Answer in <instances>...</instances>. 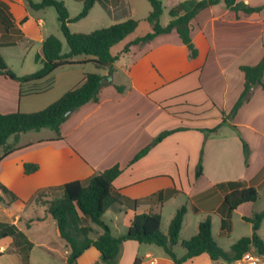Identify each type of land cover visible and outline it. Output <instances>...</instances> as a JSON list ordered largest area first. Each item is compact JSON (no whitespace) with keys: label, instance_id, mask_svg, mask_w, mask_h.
<instances>
[{"label":"crops","instance_id":"crops-1","mask_svg":"<svg viewBox=\"0 0 264 264\" xmlns=\"http://www.w3.org/2000/svg\"><path fill=\"white\" fill-rule=\"evenodd\" d=\"M29 1L0 0L14 21L26 17L9 33L0 32L2 56L1 49L11 45H18L22 50L38 45L36 55L42 56V41L49 35L45 30L46 13L44 8H33ZM167 1L172 7L181 0ZM238 1L251 6L264 4V0ZM78 2L82 9L84 0ZM131 4L132 0H96L90 11L100 6L112 15L113 24L134 18ZM30 21L32 26L24 27ZM191 23V39L197 50L195 56H190L188 47L175 29L158 34L149 41L130 44L127 51L119 53L112 73L92 62L95 68L104 70L101 75L108 76L98 92V100L89 101L70 112L60 124L59 131L51 133L41 128L7 139L5 150L12 151L0 159V183L17 199L11 203L7 198L0 201L1 221L15 224L30 240L28 231L35 223H41L43 229L57 226L55 220L45 215L44 206L29 200L38 188L84 180L116 164L122 167V172L113 180V188L120 195L139 202L132 208L130 202L117 201L104 212V221L111 233L114 236L126 233L134 215L149 210L151 200L148 197L162 191L161 220L164 209L170 208L165 229H162L161 222L164 233L177 209L186 207L179 242L174 246L177 257L186 253L181 241L195 235L199 222L206 216H210L212 231L214 222H217L218 235H229L234 215L243 219L264 208L255 205L260 198L253 203H243L231 212L230 224L221 226L228 213L223 204L228 182H242L264 191L262 85L252 84L242 104L232 112L245 86L241 66L255 65L264 56V10L235 12L220 1L200 10ZM78 56L73 59L83 61L90 58ZM89 63L91 61L60 66L47 77L27 84L0 76V111L43 109L65 91L80 84L84 74L92 72L87 67ZM20 69L15 72L18 76L34 71L32 68ZM32 87L46 88L20 94L21 89ZM175 128L180 129L153 143L161 131ZM212 128L215 129L209 130ZM146 147H149L147 152L130 164ZM27 162L37 164V170L25 173L24 163ZM198 163L201 164V173L196 176ZM0 195H3L1 189ZM40 207L41 212H38ZM111 209L113 211L106 221V214ZM28 210L30 213H26ZM34 218L40 220L31 221ZM92 226L91 237L95 239L102 229L95 224ZM252 232L251 224L250 234L245 236ZM58 236L63 242L59 243L58 249L65 264L69 249L59 232ZM10 243L11 237L0 238V257L6 253L15 254L22 262L18 250L6 251ZM43 246L49 253H57L55 248ZM76 264L103 263L98 249L90 246L78 257ZM116 264L174 262L160 246L125 239ZM183 264L245 263L239 259L231 262L212 260L204 252ZM259 264H264V255Z\"/></svg>","mask_w":264,"mask_h":264},{"label":"trees","instance_id":"trees-1","mask_svg":"<svg viewBox=\"0 0 264 264\" xmlns=\"http://www.w3.org/2000/svg\"><path fill=\"white\" fill-rule=\"evenodd\" d=\"M96 0H84L82 9L73 18H70L68 9L60 0H40L39 2L29 1L36 9L54 7L60 29L67 40L70 51L62 53V43L54 34H49L42 41V56L36 55V61L42 66L35 72L18 76L9 67L0 53V76H5L18 81L20 84H27L41 80L56 68L74 63L91 61L99 68L113 71V64L118 58V54H113L111 48L132 33L139 20L127 18L123 21L115 22L107 27L99 28L91 32H72L68 27L71 21L79 20L88 15ZM151 4V11L147 20L152 25V30L145 36L138 37L130 44L146 42L161 33H167L175 29L182 42L188 47L190 56H195L197 50L192 43L191 29L192 19L196 14L211 5L223 1L225 5L235 12L244 13L260 12L264 10V4L251 6L238 0H181L168 10L170 20L166 25H161L159 20L164 12L161 0H148ZM26 17L20 21H14L8 13L4 3H0V32L7 34L13 28L25 21ZM4 43V42H1ZM10 44V42H5ZM129 49L127 45L124 51ZM78 55L90 56L89 59L77 61L73 58ZM241 69L245 75V86L232 112H234L246 98L252 84H260L264 88L262 75L264 70V56L255 65H243ZM98 72H86L83 81L65 91L58 99L50 103L43 109L32 112L14 111L4 113L0 111V146H5L7 139L11 135H18L21 132L40 130L41 128H51L59 131L60 124L66 119L65 115L69 109H77L89 101L98 100V92L107 78ZM51 85L48 84L46 87ZM44 87V88H46ZM44 88L21 89L20 94L25 92H40ZM118 89H122L118 86ZM166 129L161 131L153 140V143L161 141L168 134L178 130ZM215 128L209 129L214 130ZM59 138V137H58ZM149 147L142 149L130 161V164L147 152ZM12 149H6L3 156H6ZM0 158V159H1ZM38 165L35 163H24V172L29 174L36 171ZM122 172V167L118 164L95 172L84 180H72L61 185L38 188L30 197V201L37 205L44 206L45 215L55 220L60 237L65 241L69 253L65 264H76L78 257L90 246H94L101 254L103 264H116L120 247L125 239H134L139 243L155 244L163 248L164 252L172 258L174 264L183 262L193 256L206 252L212 260L222 259L227 262L235 261L251 247L264 255V237L258 235L257 231L264 219V208L255 212L252 216H244L243 219L252 224L253 232L249 236H242L229 249L225 250L218 245L212 235V224L210 216H206L198 224L197 233L188 239L181 241L186 253L177 257L174 246L179 242V233L186 213V207L177 209L171 219L167 232L161 230V210L164 203L162 191H158L148 197L151 200L147 212L135 214L126 233L114 236L109 226L104 221V212L117 201L130 202V207L135 208L139 200L128 199L115 191L112 186L113 180ZM201 173V164L198 163L196 176ZM229 189L223 197V204L227 209V217L222 219L221 226L230 224V214L243 203H253L260 198L259 191L253 186H247L242 182H228ZM3 195L0 201L6 198L11 203L17 196L0 183ZM33 220H40L34 218ZM92 224L99 226L102 233L97 238H92L94 231ZM11 237L12 244L18 248L22 263L28 264L29 251L32 242L26 234L18 229L15 224L0 220V238Z\"/></svg>","mask_w":264,"mask_h":264},{"label":"rangeland","instance_id":"rangeland-1","mask_svg":"<svg viewBox=\"0 0 264 264\" xmlns=\"http://www.w3.org/2000/svg\"><path fill=\"white\" fill-rule=\"evenodd\" d=\"M60 1H63L64 4L66 5L70 18L75 17L81 10V7H78V4H80L78 0H60ZM162 1H163L164 12L159 20L161 25H163L164 22L168 18H170L168 14V10L171 7L170 1L167 0H162ZM131 6L133 12L132 16L135 19L139 20L138 25L132 33L128 34L124 39H122L120 42H118L111 48L113 54L121 53L122 50L124 51L125 47L127 45H130L132 41H135L138 37L145 36L152 29L151 23L147 20V16L149 15L152 9L150 2L148 0H132ZM44 11L46 13L44 17L47 22L45 28L47 34H54L60 39L62 43L63 54L69 52L70 47L60 29V23L55 8L46 7L44 8ZM112 22H113L112 15L107 14L104 11V9L101 8L100 6H96V8L91 10L86 17L69 22L68 27L72 32H91L99 28L107 27L111 25ZM19 25L20 24H18V26ZM29 26H32L31 21L26 22L24 27H29ZM37 50H38V45L27 50H22V48L18 45H11L1 49L4 60L14 72H20L21 67L23 68V70H30V68H32L31 70H34L32 72H35L38 69H40L42 64L40 62H37L35 59ZM39 52L41 54V48L39 49ZM78 57H84V55H79ZM23 59H25L24 63H22ZM87 67L90 70H92V72H98L101 74L104 72V70L102 69L95 68L92 62L87 64ZM43 131H47V132L51 131L52 133L53 130L51 128H45ZM22 135H26V134H22ZM13 137L11 139H13ZM4 152H5V147L0 146V158L3 156ZM259 191L261 197L256 202L255 205H258L259 208H263L264 191L262 190ZM41 209H42L41 207L38 208L39 210L38 212H41ZM111 211L113 210L111 209L110 212H108L109 214H106V219H107L106 221H108L111 215ZM169 211L170 208L168 207H166V209H164L163 211V216L161 220L162 229H165L166 216L168 215ZM26 213H30V210H28ZM55 227L50 225L43 229L42 224L37 222L34 224L31 230L28 231V236L30 240L33 242V248L31 250L30 258L28 259V264H63L58 249L59 243L62 244L63 242L58 236L57 226ZM250 229H251L250 222L245 221L244 219L238 217L237 215H234L233 227L230 229L229 235H218L219 226L217 222H214L212 234L218 245L226 250L230 247L231 244L237 241L241 236L250 234ZM257 233L261 237H264V220L262 221L261 226L257 231ZM43 245L49 246L51 248H55L57 250V253L56 254L49 253L47 250H45ZM251 249H254V247H251ZM13 250H18V248L15 247L12 243H10L6 251L9 252ZM180 251H183V249H180ZM0 264H23V263L15 254L6 253L4 256L0 257Z\"/></svg>","mask_w":264,"mask_h":264},{"label":"built area","instance_id":"built-area-1","mask_svg":"<svg viewBox=\"0 0 264 264\" xmlns=\"http://www.w3.org/2000/svg\"><path fill=\"white\" fill-rule=\"evenodd\" d=\"M245 264H259L262 260V255H260L255 249H250L246 251L239 259Z\"/></svg>","mask_w":264,"mask_h":264},{"label":"water","instance_id":"water-1","mask_svg":"<svg viewBox=\"0 0 264 264\" xmlns=\"http://www.w3.org/2000/svg\"><path fill=\"white\" fill-rule=\"evenodd\" d=\"M73 111V109L71 108V109H69L68 111H66V113H65V115H68L70 112H72Z\"/></svg>","mask_w":264,"mask_h":264}]
</instances>
